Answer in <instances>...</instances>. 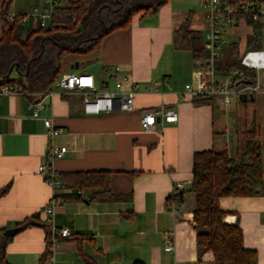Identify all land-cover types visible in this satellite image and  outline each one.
<instances>
[{"label":"crops","instance_id":"obj_1","mask_svg":"<svg viewBox=\"0 0 264 264\" xmlns=\"http://www.w3.org/2000/svg\"><path fill=\"white\" fill-rule=\"evenodd\" d=\"M180 1L167 0L154 15L133 16L128 28L104 37L92 54L70 55L62 61V74H90L97 81L114 71L127 75L135 93L132 112L88 116L80 95L64 96L53 86L43 97L48 110L40 112L41 117H52L53 125L62 130L51 137L41 118L31 116V103L38 94L0 93V190L6 189L0 196V230L30 224L9 237L8 264H38L46 250L44 209L54 190L37 173V167L44 163L51 143L68 148L63 158L52 163L61 184L53 222L71 233L54 246V264L197 263L195 197L190 191L193 155L213 150L236 158L243 150L235 144L239 137L244 143V134L253 124L256 138L264 143V94L249 101L236 100L229 107L196 103L185 96L184 87L194 79L199 64L189 51L174 49L173 32L191 15L188 28L199 33L203 42L206 12L203 8L197 13L186 11L182 5L186 2ZM44 2L13 0L9 16L29 15ZM1 28L0 21V37ZM252 33V27L243 21L228 28L221 63L232 43L238 44L239 58ZM259 78L263 86L264 71ZM108 89L113 90V85ZM161 105L176 111L177 121L157 119L154 130L144 131L142 113ZM230 120L236 122L235 128L228 126ZM262 165L260 194L217 201L225 213L223 222L238 224L243 248L255 252V264H264L263 160ZM89 172L108 173L110 194L121 199L90 202L62 182L64 175ZM175 185H180L181 197L172 210L167 201ZM100 191L83 189L88 195ZM166 234L174 240L172 252L163 249ZM213 263L212 253L205 252L201 264Z\"/></svg>","mask_w":264,"mask_h":264},{"label":"trees","instance_id":"obj_2","mask_svg":"<svg viewBox=\"0 0 264 264\" xmlns=\"http://www.w3.org/2000/svg\"><path fill=\"white\" fill-rule=\"evenodd\" d=\"M237 3L244 0H223ZM259 3L264 0H249ZM167 0H62L48 18L46 27L21 23L23 16L9 18L13 0H3L0 6L2 23L0 37V87L16 86L23 94H46L62 74V61L70 55L87 56L99 49L107 35L126 29L133 16L143 13L154 15ZM153 10H155L153 12ZM191 15L173 32L174 49L187 50L200 62L207 58L199 33L189 30ZM253 33L246 39V50L264 49L262 39L264 22H253L246 17ZM238 44L228 45L226 58L220 64L225 71L239 69L243 75L239 85L256 83L254 70L243 68L238 61ZM11 70V72H10ZM10 72V73H9ZM16 75V77H12ZM253 98V97H252ZM247 100V99H246ZM251 99H248L249 101ZM208 103V102H196ZM253 124L245 133L243 152L233 158L227 152L202 151L194 153L191 193L195 197L193 209L194 229L198 261L205 252H211L213 264H255L256 254L243 248L242 231L238 224L223 222L225 213L217 204L223 197H247L263 190L262 150L255 141ZM76 190L100 189L89 195L88 201H118L120 196L110 194L109 174L105 172L64 175L62 182ZM6 189L0 190V196ZM181 197V193H177ZM81 198V196L78 195ZM19 224L18 226H23ZM46 250L38 264H43L51 252L48 226ZM0 230V264L6 262V247L10 240ZM61 242L63 238L57 237ZM87 264H92L87 261ZM140 264V263H136Z\"/></svg>","mask_w":264,"mask_h":264},{"label":"built area","instance_id":"obj_3","mask_svg":"<svg viewBox=\"0 0 264 264\" xmlns=\"http://www.w3.org/2000/svg\"><path fill=\"white\" fill-rule=\"evenodd\" d=\"M200 4L206 12L203 43L208 56L204 61L198 62L199 67L194 71V79L184 87L185 96H188L192 102H214L223 107H229L234 101L240 100L242 97L248 100L255 95L264 94V85L260 84L259 78V73L264 71V49L259 51L245 50L238 58L243 68L255 71L256 83L253 86L239 85L238 82L243 75L239 69L220 70L228 28H236L241 21L246 23V17H250L255 23L262 22L264 20V1L251 3L249 0H244L229 3L223 0H200ZM57 5L55 0H45L41 8L34 9L29 15H24L21 23L31 21L34 25L44 28L47 19L53 14ZM9 18L14 17L9 16ZM109 84L113 85V90L108 89ZM53 86L64 96L80 95L83 112L88 116L113 112H132L134 110L135 93L129 87L128 76L119 71L107 75L103 81H97L90 74L63 73ZM20 92L19 88L10 84L0 87V93ZM44 96L45 94H41L32 101L31 116L34 119L41 118L45 129L51 137H54L60 135L62 130L53 125L52 117L40 116V112L48 110V104L43 100ZM157 119L166 123H173L177 121L178 115L176 111L161 105L155 110L142 113L141 128L146 132L154 130ZM67 152V146L51 143L46 148L44 163L37 167V173L54 190L52 200L44 209L45 224L49 229L52 247L43 264H54L52 254L54 246L59 243L57 237L65 239L71 236L67 228H57L53 222L54 207L60 203L58 194L61 184L57 174L53 171L52 163L63 158ZM178 188L180 185H175L167 201V207L172 210L179 204ZM76 193L85 200L89 199L88 193L83 192V190H78ZM163 249L166 252L173 251L174 240L171 234L165 235Z\"/></svg>","mask_w":264,"mask_h":264},{"label":"rangeland","instance_id":"obj_4","mask_svg":"<svg viewBox=\"0 0 264 264\" xmlns=\"http://www.w3.org/2000/svg\"><path fill=\"white\" fill-rule=\"evenodd\" d=\"M18 2H20V4H22L23 3V0H18ZM59 2H62V0H59ZM180 2H182V3H184V2H186L185 3V5L184 4H182L183 5V7L186 9V11L187 10H193L194 9V11H195V13H197V11H201L202 10V7H201V4H200V0H182V1H180ZM11 7H12V5H11ZM11 7H10V9H11ZM262 39H263V42H264V31H263V36H262ZM165 56H166V54H165ZM178 56H180L179 54H177V57ZM170 55L169 54H167V66L169 65V63H170ZM12 77H16V75H13ZM236 123V122H235ZM234 123V120L232 121V120H230L229 121V125L228 126H230V128L231 127H236V124ZM238 126V125H237ZM229 128V130H231ZM245 135V134H244ZM235 139H236V137H234ZM255 141H256V143L259 145V146H261V150L263 149V151H262V153H263V157H262V160H263V163H264V143H263V140H259V138H256L255 137ZM234 144H235V141L233 142ZM235 145H238L239 147H241L242 148V150H243V145H244V143H243V141H242V137H239L238 138V143L237 144H235ZM241 155V153L236 157V159L237 158H239V156Z\"/></svg>","mask_w":264,"mask_h":264},{"label":"water","instance_id":"obj_5","mask_svg":"<svg viewBox=\"0 0 264 264\" xmlns=\"http://www.w3.org/2000/svg\"><path fill=\"white\" fill-rule=\"evenodd\" d=\"M154 11H155V10H153V12H154ZM10 72H11V70H10ZM10 72H9V73H10ZM240 100H241L242 102H244V101H246V98L242 97V98H240ZM28 225H30V224L28 223V224H26V225H23V226H20V227L14 228V229L6 230V231H4V236H5V237H10V236L16 234L17 232L21 231L22 229H24V228H25L26 226H28Z\"/></svg>","mask_w":264,"mask_h":264}]
</instances>
